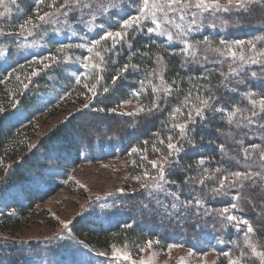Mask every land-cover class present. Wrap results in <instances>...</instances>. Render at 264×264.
Masks as SVG:
<instances>
[{
  "label": "trees",
  "instance_id": "trees-1",
  "mask_svg": "<svg viewBox=\"0 0 264 264\" xmlns=\"http://www.w3.org/2000/svg\"><path fill=\"white\" fill-rule=\"evenodd\" d=\"M117 2L120 3V0ZM128 3L124 0L120 3L118 9L122 16H119L120 19L117 21L121 22L136 14L138 7L133 9L126 6L131 7L135 2ZM33 4L34 1L25 0L18 5V9L25 11ZM137 6H139L138 3ZM205 15L208 18L204 21L201 30L183 37V41L188 44H196L204 38H208L214 46L219 45L221 40L229 45H234L237 41H245V44L240 46L242 50L249 47L248 40H254L257 36H264V15H262L259 6L251 17L242 12H221L215 14L217 18L213 21L211 15ZM13 17L16 18L17 16L14 15ZM88 18L81 17L82 21H86ZM173 19L176 23H181L183 27L186 26L188 18L186 21H179L174 16ZM91 20L93 19L91 18ZM71 21L70 24H74L73 29L78 30V27L75 26V19H71ZM213 22L215 23V30L208 27V24ZM10 25L11 22L7 19L0 22V27L4 31L10 30ZM162 27L171 31L175 37L176 32L168 24H162ZM99 34L97 33L95 37L86 35L88 39L85 42L90 43L97 40ZM126 39L127 43H118L115 48L112 47L110 39L102 40L99 45H96L99 46L97 50L100 51L105 60L102 65L99 64L98 72L94 70L91 71V74L87 73V77L92 74L96 76L94 79H89L91 81L87 83V79H82V82L87 85L84 88H89L98 81L97 94L90 108L93 112L88 110L72 115L67 121L59 124L41 138L32 150L27 148L26 144L34 136L35 129L31 126L33 124L32 117L34 111L39 109L33 84L34 81L39 86L48 84L47 78L50 73L44 71L38 77L31 76L29 72L24 71L20 60L14 59V56L10 54V58L7 59L9 66L5 70L0 69V100L6 93H14L11 98V106L3 109V111L2 108L0 109V173L5 172L6 174V181H4L6 183L0 182V199L5 197V193L16 189L24 202L33 203L40 198L41 191L38 189L26 190V187L23 186L24 183L19 184V180L31 181L35 177L45 178L48 167L52 165L53 167H66L68 164L76 165L78 162L84 161L85 158L89 160L99 159L101 156L99 154L90 157V153H95L97 147L103 148V156L118 150L119 147L108 142L109 135H106L107 141H105L103 139L95 140V134H92L90 130H84L86 132L81 133L84 122L89 121L95 127L100 123L106 124L109 129H113V136L116 134L124 135L129 132L127 134L128 140L120 145L121 153L124 149L135 148L137 150L133 153L135 166H146L147 161L142 159L145 158V155L158 158V154H165L167 149L160 141L166 142L169 135H178V130L173 129L174 121L170 112L173 108L181 105L184 97L189 94V90H191L192 101L185 107V112L188 107L194 106L197 95L204 96L206 94L208 89L203 87L206 84L211 85V91L217 97V106L227 110L231 107L246 106L247 100L244 98L243 92L260 84L259 80H253L249 76L247 83L235 85V81L239 77H229L231 81L229 87L236 86L240 89L239 92L233 93L222 86L217 87L222 79L220 73L228 72V61L215 64L204 63L203 66L199 63H185V53L182 52V49L186 47L185 43L178 39L168 42L164 36L155 34L149 36L143 30L131 32V36L126 37ZM57 41L60 40L49 39L47 42L56 43ZM128 44H131L132 47H129ZM257 46L260 47V44ZM43 47H46V44ZM200 47L203 48V45ZM105 49L110 50L106 51ZM233 50L237 51L238 55L242 54L236 48ZM32 55L34 54L28 51L22 58L27 59ZM157 57L161 58L160 63L156 62ZM213 58L223 59L216 56ZM126 64H135L137 67L135 69L129 67L126 72L121 74V78L113 84L112 77L116 76L117 71ZM247 67L249 73L256 71L259 74L261 71L260 67L256 65ZM51 70V74L58 81L61 80L60 82L71 87L70 79L63 81L60 71L56 67ZM154 70L155 75L152 74ZM162 78L164 83L172 86L173 93L169 99L160 104V110L150 115L143 113L136 115L133 118L136 127L131 126L130 120L132 121V119L128 118L121 120L120 123L122 124L118 126L120 124H117L118 117L109 112L110 109L129 99H136L140 108H147L153 98L152 88L158 86L157 83ZM147 81L151 83L146 84ZM172 81H176V84L173 85ZM24 85L25 87L22 89ZM77 86L80 90L82 85L77 84ZM104 87H107L109 91L104 92ZM177 87L179 91H176ZM133 92H139V95L132 96ZM159 94L157 93V95ZM175 122L184 123L185 119L180 115H175ZM23 125L24 128H21ZM117 128L120 131L118 133ZM136 128L139 129L138 133H136ZM194 128L195 132L190 134L194 136V139L191 143L185 144L184 152L180 155L178 162L173 165L169 175V179L176 180L177 183L175 185L167 184L165 187L169 191H179L182 199L193 197L202 199L204 208L212 212L222 210L223 207L230 206L235 190H230L228 195L216 196L212 190L217 188L216 183H218L219 177L230 176L233 170L240 167L235 160L231 159L236 155L234 149L238 148V145L225 135L229 131L236 133L237 130L231 128L226 119L221 118L220 114L214 115L211 112L207 113L206 120H198ZM128 129L131 130L127 131ZM27 130L30 132L26 137ZM123 130L126 132L123 133ZM256 142L259 143L260 141L256 140ZM248 143L249 141L246 140L245 146ZM193 144L195 147L192 146ZM220 144L224 145L225 151L220 150ZM160 149L162 151L158 153ZM106 151L110 152L105 154ZM200 158H203L205 163L198 167L197 163ZM205 168L211 172L208 173V176L209 174L212 176L210 175L211 178L205 180L204 185H200L198 182L191 185L183 183V180L188 177H194L197 181L201 179ZM217 169L220 171L217 172ZM137 171L139 172L138 169ZM12 194L11 196H13ZM244 194L247 196L248 191L245 190ZM171 200V197H166L162 192L141 190L132 196L125 197L121 204L123 206L107 212L105 215L107 217L104 219L97 216L74 219L70 228V235L73 239L67 241L63 239L57 244L55 241L51 246L52 249L47 250L53 251L55 253L53 256L42 255V248L36 250L33 247L0 244V264H112V262L108 263L106 259L98 255V248L109 245L123 250L130 256H135L140 254L141 249L148 241L154 239H158L163 244H176L198 252L213 249L223 255L224 253L231 254L236 248L238 249V246H241L244 232L240 229L243 228L242 225H238L240 228L236 231L231 226L232 222L216 215H201L199 218L193 215L189 218L183 211L178 215H169L165 206L170 205ZM11 201L14 204L18 203L15 196L11 198ZM239 202L244 206L247 213L243 214L236 211L232 214L239 213L237 214L238 217L247 219L254 226L253 237L264 242V220L261 219L264 218V215L263 217L259 216L261 208H264V202L256 197L255 209L246 200ZM202 212L203 209H201ZM249 213L253 214L252 218L248 216ZM5 217L8 216L4 215L2 219ZM179 226L183 228L179 229ZM157 229H161L162 232L159 233ZM81 256L86 259L83 260ZM249 258L251 261L247 260L248 264H253V262L260 264L259 259L252 257L251 254ZM228 259L229 257L226 256L225 260L228 261Z\"/></svg>",
  "mask_w": 264,
  "mask_h": 264
},
{
  "label": "rangeland",
  "instance_id": "rangeland-1",
  "mask_svg": "<svg viewBox=\"0 0 264 264\" xmlns=\"http://www.w3.org/2000/svg\"><path fill=\"white\" fill-rule=\"evenodd\" d=\"M24 1L15 0V3H12L11 0H5L4 4L0 5V12H4L5 6L9 8L8 13L4 17H0V22L6 19L11 22L9 26L10 30L4 31L0 27V32L18 33V35L11 37L0 35V53H2L0 55V69L5 70L9 66L7 59L10 58L11 54L14 56V59L20 60L24 71L29 72L31 76L34 72L35 77H38L44 71L50 73L47 78L48 84L39 86L35 81L33 84L39 109L38 111H34L32 117L33 124L31 126L35 129L34 136L26 144L27 148L32 150L37 146L41 138L46 136L59 124L67 121L72 115L81 111L89 110L93 112L90 108L97 94L98 81L95 83V89L92 88L93 84L89 88H84L85 83L82 82V79H87L86 83L91 81L89 79H94L96 76L92 74L87 77V73L91 74V71L94 70L98 72L99 69L94 67V65H102V62L95 55L99 46H95L92 52L88 51V47L91 46L93 41L86 43L85 41L88 39L86 35L95 37L97 33H100L98 36L99 39L106 31H121L120 24L123 21H117V19H120L118 17L122 16L118 8L109 9L107 14L97 15L95 19L91 20L92 17L86 10L81 12L77 9L76 11H70L67 16L60 15L51 5L62 4L63 0H42L39 4H37V0H32L34 4L23 11L18 9V5ZM124 1L128 2L127 0ZM225 2L226 0H221V3ZM126 6L127 8L133 9L138 7L137 3L131 7L129 5ZM45 12L55 14L48 18L50 22L41 24L38 16L44 15ZM14 15L17 17L14 18ZM81 17H89L88 19L90 20L86 19V21H82ZM71 19H75V26L78 27V30L73 29L74 24H70L72 23ZM26 20L32 21L31 24L27 25L28 31L20 28V25L24 24ZM169 26L174 32L177 33L179 31L173 25ZM210 28L211 30H215L214 27ZM49 39L60 41L56 43L47 42ZM44 44H46V47H43ZM79 45H83L84 47H78ZM58 49H63V52L58 53ZM28 51L34 55L23 59L22 56ZM53 56L57 57L56 62L50 59ZM97 60L99 62H96ZM85 64L88 65L87 68L84 67ZM55 67L60 71L63 81L70 79L72 83L71 87L60 82L61 80L58 81L51 74V69L53 68L54 70ZM76 74H80L79 81L76 80ZM160 82L157 85H160ZM149 83L151 82H146V84ZM77 84L82 85L80 90H78L79 87ZM24 87L25 85L22 86V89ZM13 95V92L11 94L6 93L2 97L0 100V109L2 108V111L11 106V98ZM139 109L140 105L137 103V100L129 99L120 102L111 108L109 112L117 115V124L121 120H127L128 118L132 119V121L130 120L132 122L131 126L136 127L133 118H135V113ZM129 113L133 114L129 115ZM121 124L118 126H121ZM82 126L83 130L81 133L90 130L92 134H95V140L103 139L107 141L106 135H109L108 142L119 147L118 150L115 153L111 152L110 155L103 156V148L97 147L95 153H90V157L99 154L101 155L99 159L89 160L85 158L84 161L78 162L76 165L68 164L66 167H53L52 165L48 167L45 178L39 179L35 177L32 179L33 181L19 180V184L24 183L23 186L26 187V190L34 191L38 189L41 191L39 194L41 196L35 202L27 203L23 201L15 189V191L10 190L8 193H5V197L0 199L1 245L27 246L33 247L36 250L42 248V255L48 254L49 256H53L55 253L47 250L52 249L51 246H53L55 241L57 244V242L63 241V239L65 241L73 239L70 235V228L74 219L84 218L86 216H97L98 218L104 219L107 217L105 216L107 212L114 210L116 207L123 206L121 204L125 197L145 190L142 188V184L149 183L150 178L149 180H145L144 173L151 172L155 174L152 169V161L158 158L152 155H145V158L142 159L147 161L148 164L146 166L136 167L133 149H124L123 153H121L120 149V145L124 144L126 142L125 140H128L129 137L127 134L129 132L124 135L116 134V136H113V129H109L106 124L103 125L100 123L95 127L93 123L91 124V122L87 121ZM21 128H24V125ZM129 130L131 129L127 131ZM116 131L117 133L120 132L118 128ZM29 132L27 130L26 137ZM138 132L139 129L136 130V133ZM108 152L110 151H106L105 154ZM208 173L211 172H208V169L205 168L201 179L208 176ZM210 175L212 176V174ZM5 179V172H1L0 182L6 183L4 182L6 181ZM219 179L221 177L217 180V187H219ZM11 193L17 199V204H14L16 200H13L14 202L11 201L13 197ZM234 212L236 211L232 213ZM239 213L244 214L247 211ZM239 213H236V215ZM4 215L8 217L2 219ZM248 216L252 218L253 214L249 213ZM259 216L263 217L261 213H259ZM261 219L264 220V218ZM232 223L231 226L236 231L240 228V225H242L243 228L240 229L243 231L247 228V225L237 224L236 222ZM182 228L179 226V229ZM157 231L159 233L162 232L161 229H157ZM242 235L241 246H238V249L236 248L230 255L232 258H236L240 255L241 250L245 249L248 253L247 260H250L249 255L251 254V249H248L245 244L244 232ZM250 238L257 244V251L264 252V242L254 238L253 233L250 234ZM151 242V247L147 243L140 254L135 256H130L124 253L123 250L113 248L109 245L98 248L97 253L100 257L106 259L108 263L112 262V264H139L140 260H144L145 264H227L228 262L225 260V255L213 249L198 252L176 244H163L158 239L151 240ZM169 245H172V247H169ZM121 253L130 256L131 259L127 261L119 258L113 259L114 256L119 257ZM189 253H192V255H189ZM81 257L83 260L86 259L84 256Z\"/></svg>",
  "mask_w": 264,
  "mask_h": 264
},
{
  "label": "snow or ice",
  "instance_id": "snow-or-ice-1",
  "mask_svg": "<svg viewBox=\"0 0 264 264\" xmlns=\"http://www.w3.org/2000/svg\"><path fill=\"white\" fill-rule=\"evenodd\" d=\"M5 0H0V5H3ZM15 3V0H11ZM42 0H37V4ZM123 0H120L122 3ZM129 3H138L139 6L135 15H131L128 19L123 20L120 24L121 31L113 32L106 31L99 39L92 42L88 47V51L92 52L96 45H99L101 41L112 40V47L115 48L118 43H127L126 37L131 36V32L137 30H143L147 35L153 34L166 37L168 42H173L174 39L181 40L186 44V47L182 49L185 53V63H199L203 66L204 63H224L228 61V72H221L222 79L217 87H224L228 91L233 93L239 92L240 89L236 86L229 87L231 81L229 77H239L235 81V85L247 83L249 76L253 80H259L260 84L255 88L243 92L244 98L247 100V105L244 107L236 106L229 109L217 106V97L211 91V85L206 84L203 87L208 91L204 96L197 95L195 97V104L193 107H188L185 112V107L192 101L191 90L189 94L184 97V101L180 106L173 108L170 115L173 116V129L178 130L177 136L169 135L167 141L161 140L160 143L166 147L167 152L163 155L158 154V159L152 161V169L155 174L151 172L144 173V179L149 180V183L142 184V188L148 191L162 192L166 197H171L170 205L165 206V210L169 215L180 214L181 211L191 218L195 215L199 218L201 215L212 216L216 215L226 219L229 222H236L237 224L247 225L244 231L245 244L248 249H251L252 257H258L260 264H264V252L257 251V244L250 238V234L254 233V226L248 221L236 215H233V211H245L244 206L239 202L246 200L248 204L255 209V198L258 197L260 201L264 202V36H257L254 40L247 41L249 47L247 49H240L241 45L245 44V41H237L234 45L227 44L224 40L220 41L219 45L214 46L213 42L208 38L197 42L196 44H188L183 41V37L200 31L204 26V21L208 18L205 14L211 15L213 21L217 18L216 13H230L233 11L247 13L251 17L255 12L257 6L260 7L262 15H264V0H226L225 3H221V0H128ZM117 0H63L62 4L51 5L62 16H67L70 11H76L79 9L81 12L87 10V13L95 19L97 15H104L109 12V9H116L120 6ZM9 11V8L5 6L4 12H0V17H4ZM55 13L45 12L44 15L38 16L41 24L48 21V18ZM177 17L179 21H186V26L180 23H176L173 17ZM150 22V23H148ZM31 20H26L24 24L20 25V28L24 31H28L27 25L31 24ZM162 24L173 25L179 31L175 34L162 27ZM208 27H215V23L208 24ZM131 30V32H130ZM3 36H14L18 33L13 32H0ZM134 39V37H132ZM260 44V47L257 45ZM203 45V48L200 47ZM132 47L131 44H128ZM71 47V46H69ZM78 47H84L79 45ZM236 48L242 52L238 55ZM110 50V49H105ZM59 52H63V49H58ZM2 55V53H0ZM95 55L100 58L101 62H104L105 58L99 51H96ZM222 57L218 60L213 57ZM53 62H56L57 57H50ZM161 58L157 57L156 62L160 63ZM239 61V63H237ZM249 65L259 66L261 71L258 74L256 71L248 72ZM88 67L87 64L84 65ZM99 67V65H94ZM129 67L135 69L137 65H124L122 69L117 71V75L112 77V83L115 84L120 78L123 72H126ZM156 74L155 70L152 73ZM35 75V72L33 73ZM207 79V77H205ZM76 80H80V74H76ZM172 84H176V81H172ZM87 87V85H85ZM96 85L93 84L92 88L95 89ZM104 92H108L109 89L104 87ZM179 91V88H176ZM153 98L150 106L147 108L141 107L136 115L145 114L150 115L155 111L160 110V104L172 96L173 88L171 85L164 83L161 79L160 85L152 88ZM157 93H160L157 95ZM132 96H138L139 92H133ZM220 114L222 119H226L227 124L231 128L236 129V133L229 131L225 133L226 136L233 140V143L238 145V148L234 149L236 155L231 157L235 160L240 167L237 170H233L230 176L224 175L219 179V187L214 188V195H228L230 190H235L233 199L230 201V208L225 207L222 210L215 212L204 208L202 199L195 197L190 199H182L179 191H169L165 187L167 184L175 185L176 180H170L169 175L172 172L173 165L178 162L180 155L184 152L185 144L191 143L194 139L195 132L194 125L198 120H206L207 113ZM133 113H129L132 115ZM175 115H180L185 119L184 123H176ZM249 141L245 146V141ZM256 140L260 142L257 143ZM195 147V144L192 145ZM220 150L225 151L224 145L220 144ZM133 152L137 151L135 148ZM162 149L158 150V153ZM205 160L199 159L197 166L204 165ZM220 170L217 169V172ZM210 176H205L198 181L194 177H188L183 180L185 185H191L198 182L200 185H204L206 179H210ZM245 190L248 191V195L245 196ZM170 209V211H169ZM201 209L203 212L201 213ZM261 215H264V208H261ZM67 227V225H65ZM130 227V226H129ZM148 246H152V242L148 241ZM172 247V245H169ZM143 249H141L142 251ZM192 255V253H189ZM228 256V264H248V253L245 249L241 250V253L236 258H232L229 253H224ZM130 260L131 257L121 253L119 257L114 256L113 259ZM139 264H145L144 260H140ZM254 264V262H253Z\"/></svg>",
  "mask_w": 264,
  "mask_h": 264
}]
</instances>
